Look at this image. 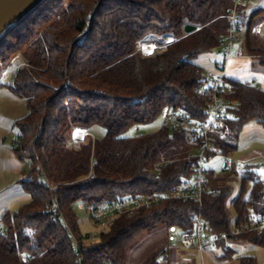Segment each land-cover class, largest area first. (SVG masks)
I'll list each match as a JSON object with an SVG mask.
<instances>
[{
	"label": "trees",
	"instance_id": "1",
	"mask_svg": "<svg viewBox=\"0 0 264 264\" xmlns=\"http://www.w3.org/2000/svg\"><path fill=\"white\" fill-rule=\"evenodd\" d=\"M235 2L44 0L0 33V87H10L28 108L17 121L12 149L29 162L21 184L30 195L28 203L0 218V264H126L128 251L155 228L193 230L200 205L168 199L116 218L97 240L90 239L81 232L76 205L165 194L191 175L197 146L186 130L163 123L155 133L129 132L156 122L166 106L191 119L206 118L205 101L194 91L204 70L193 60L222 45ZM256 14L247 22L244 8L237 7L246 51L264 64V39L254 33ZM187 24L199 30L186 36ZM168 35L179 40L152 56L142 55L143 42L161 45ZM16 56L27 68L14 66ZM10 66L16 68L13 83L5 84L1 76ZM228 82L229 123L236 134L251 120L264 126V90L251 82ZM96 125L105 128L103 138L73 140L75 128ZM217 147L216 155L228 156L237 146ZM245 169L239 195L231 201L230 180L209 179L213 190L204 195L202 216L217 233L230 232L250 214L264 217V181L251 166ZM231 210L237 214L234 224ZM233 241L264 247V230ZM146 264L160 262L155 257ZM240 264L257 260L243 256Z\"/></svg>",
	"mask_w": 264,
	"mask_h": 264
},
{
	"label": "rangeland",
	"instance_id": "2",
	"mask_svg": "<svg viewBox=\"0 0 264 264\" xmlns=\"http://www.w3.org/2000/svg\"><path fill=\"white\" fill-rule=\"evenodd\" d=\"M245 10V21L248 22L249 16L256 11L254 20L255 26L264 18V0H247L240 4ZM187 36V34H186ZM245 37L242 32L238 41L235 43L232 57L227 62V76L230 79L242 82L255 83L256 86L264 90V64L261 57L247 53L244 46ZM242 52L238 57L237 53ZM15 59V58H14ZM225 57L218 49L202 52L194 58V63L205 71H218L216 65L224 62ZM15 67L10 66L1 76V81L5 84H12L14 79ZM8 73L9 79H4L3 75ZM28 113L26 101L8 86L0 87V218L6 210L15 211L21 205L30 201V195L22 187L21 181L28 175L29 162L22 161L17 157L12 149L13 139L18 134L17 121ZM163 124L159 117L153 124L142 126L140 131L131 130L129 134L155 133ZM78 128V127H77ZM86 138L91 135L94 138H103L106 134L105 128L93 126L87 130ZM237 147L230 148V154L211 155L207 161L208 169L213 170L210 178L220 177L230 180L232 195L230 201L235 199L240 192L241 179L247 166H251L264 181V126L255 120L246 122L239 130L237 135ZM76 142V143H83ZM232 162L231 172L223 171L225 158ZM229 201V205H230ZM83 204L76 205V213L79 218V225L83 234H91L96 240L104 228L96 224ZM237 214L231 210V222L235 223ZM174 244L179 245L180 231L177 230ZM168 229L160 226L148 233L142 240L134 245L127 254L126 264H146L153 258H157L160 264H240L243 256H252L257 260V264H264V247L242 241H227L223 245L206 247L202 251H185L171 248L168 252L169 259L164 261L163 251L167 249ZM231 249V253L227 250ZM188 258V261L185 259Z\"/></svg>",
	"mask_w": 264,
	"mask_h": 264
},
{
	"label": "built area",
	"instance_id": "3",
	"mask_svg": "<svg viewBox=\"0 0 264 264\" xmlns=\"http://www.w3.org/2000/svg\"><path fill=\"white\" fill-rule=\"evenodd\" d=\"M247 0H236L232 11L226 16L230 22V29L227 37L224 38L222 45L218 48L219 52L225 57L224 62L216 65L218 71H203L198 84L195 86V93L205 101L206 118L202 121L189 118L178 108L166 106L162 110L161 118L164 124L172 128L186 130L189 133V139L196 146V153L193 162V171L191 175L181 183L172 187L168 193H159L152 195L127 196L118 201L106 203L100 206L82 205L86 209L93 221L103 228L116 218L124 215L132 216L143 208H150L160 204L168 199H180L184 201L193 200L200 205L199 212L192 217L194 228L191 231L181 230L177 226L168 228L169 245L167 250L177 248L185 251L199 250L202 251L206 247L216 246L221 242L236 240L239 236L253 232L264 230V217L250 214L248 218L240 224H235L230 232L217 233L213 231L202 216V203L204 195L212 192L213 188L209 182V170L206 166L207 159L214 155L219 149V144H225L230 147L237 146V134L229 123L232 116L229 111L230 103L227 100L231 88L227 76V62L232 57V51L235 43L239 39L241 26L237 16V7ZM179 39L175 36L168 35L163 38L160 44L157 42H143L140 50L143 56H152L158 50L177 42ZM237 56H242V52H238ZM14 66L17 69L27 68L28 64L20 57L14 59ZM4 79H9L8 73L4 74ZM139 130L140 127H137ZM86 129L75 128L72 138L75 142H83L85 136L79 133ZM216 155V154H215ZM221 156V155H220ZM232 162L225 158L223 171L230 172L232 170ZM59 208L53 210V215H58ZM180 231L179 245L173 243L176 238V232ZM73 245L75 252L79 256V260H83L82 250L78 241L73 234ZM93 239V236L89 237ZM163 260L168 258V252L162 254Z\"/></svg>",
	"mask_w": 264,
	"mask_h": 264
},
{
	"label": "water",
	"instance_id": "4",
	"mask_svg": "<svg viewBox=\"0 0 264 264\" xmlns=\"http://www.w3.org/2000/svg\"><path fill=\"white\" fill-rule=\"evenodd\" d=\"M43 1L44 0H0V33ZM197 30H199V28L192 24H187L184 28V32L187 35Z\"/></svg>",
	"mask_w": 264,
	"mask_h": 264
},
{
	"label": "crops",
	"instance_id": "5",
	"mask_svg": "<svg viewBox=\"0 0 264 264\" xmlns=\"http://www.w3.org/2000/svg\"><path fill=\"white\" fill-rule=\"evenodd\" d=\"M254 33H255L258 37L264 39V20H263L262 22L258 23V25H256V26L254 27ZM185 260L188 261V262H190V261L188 260V258H186Z\"/></svg>",
	"mask_w": 264,
	"mask_h": 264
},
{
	"label": "bare ground",
	"instance_id": "6",
	"mask_svg": "<svg viewBox=\"0 0 264 264\" xmlns=\"http://www.w3.org/2000/svg\"><path fill=\"white\" fill-rule=\"evenodd\" d=\"M86 132H87V131H85V130H82V131L79 133V135L84 137V136H85V134H86Z\"/></svg>",
	"mask_w": 264,
	"mask_h": 264
}]
</instances>
